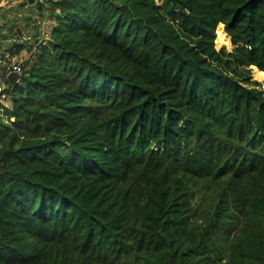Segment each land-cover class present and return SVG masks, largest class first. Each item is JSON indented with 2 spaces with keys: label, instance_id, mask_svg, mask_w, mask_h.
Wrapping results in <instances>:
<instances>
[{
  "label": "trees",
  "instance_id": "1",
  "mask_svg": "<svg viewBox=\"0 0 264 264\" xmlns=\"http://www.w3.org/2000/svg\"><path fill=\"white\" fill-rule=\"evenodd\" d=\"M30 6L55 25L0 92V264H264V90L235 77L264 82V0Z\"/></svg>",
  "mask_w": 264,
  "mask_h": 264
},
{
  "label": "rangeland",
  "instance_id": "2",
  "mask_svg": "<svg viewBox=\"0 0 264 264\" xmlns=\"http://www.w3.org/2000/svg\"><path fill=\"white\" fill-rule=\"evenodd\" d=\"M17 1H20L19 4L11 8H8L7 5L0 6V92H4L8 87L6 79L9 74L14 72L15 65H21L23 69L25 62L31 64L33 61H37L40 47L48 44L52 28L55 25V22L50 20L47 14L41 16L35 6L24 8L19 6L20 3L28 0ZM1 2L2 0H0ZM217 38L215 41L217 50L232 52L235 49L231 37L230 44L223 47L218 45ZM244 75H249L252 81L259 82L264 90L263 79L258 78L252 67L247 70L237 69L236 78L240 79ZM2 102L7 106L12 104L7 94L3 95ZM1 114L0 110V116Z\"/></svg>",
  "mask_w": 264,
  "mask_h": 264
},
{
  "label": "water",
  "instance_id": "3",
  "mask_svg": "<svg viewBox=\"0 0 264 264\" xmlns=\"http://www.w3.org/2000/svg\"><path fill=\"white\" fill-rule=\"evenodd\" d=\"M37 1H42L44 2L45 0H28L26 2H22L20 3V7L24 8L26 6H30L35 4ZM21 72L18 71H14L11 74H9L8 76V80L12 83V84H17L18 83V79L21 77Z\"/></svg>",
  "mask_w": 264,
  "mask_h": 264
},
{
  "label": "crops",
  "instance_id": "4",
  "mask_svg": "<svg viewBox=\"0 0 264 264\" xmlns=\"http://www.w3.org/2000/svg\"><path fill=\"white\" fill-rule=\"evenodd\" d=\"M19 2L17 0H2V2L0 3V6L1 5H5V6L7 5L8 8H11V7L15 6V5H18Z\"/></svg>",
  "mask_w": 264,
  "mask_h": 264
},
{
  "label": "built area",
  "instance_id": "5",
  "mask_svg": "<svg viewBox=\"0 0 264 264\" xmlns=\"http://www.w3.org/2000/svg\"><path fill=\"white\" fill-rule=\"evenodd\" d=\"M13 69H14V71H18V72L22 73V66L21 65H15Z\"/></svg>",
  "mask_w": 264,
  "mask_h": 264
}]
</instances>
